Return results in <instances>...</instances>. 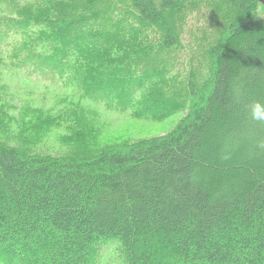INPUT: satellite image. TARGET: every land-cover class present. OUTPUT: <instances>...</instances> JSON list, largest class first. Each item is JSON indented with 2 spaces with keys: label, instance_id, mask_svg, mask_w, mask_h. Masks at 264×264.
I'll list each match as a JSON object with an SVG mask.
<instances>
[{
  "label": "trees",
  "instance_id": "trees-1",
  "mask_svg": "<svg viewBox=\"0 0 264 264\" xmlns=\"http://www.w3.org/2000/svg\"><path fill=\"white\" fill-rule=\"evenodd\" d=\"M186 1H0L4 64L70 101L11 115L0 95V130L17 127L0 138V264H103L112 246L118 264H264V120L249 108L264 103V6L220 0L205 75L174 88L170 12ZM85 100L153 122L186 111L163 134L98 145ZM51 137L78 149L33 148Z\"/></svg>",
  "mask_w": 264,
  "mask_h": 264
},
{
  "label": "rangeland",
  "instance_id": "rangeland-1",
  "mask_svg": "<svg viewBox=\"0 0 264 264\" xmlns=\"http://www.w3.org/2000/svg\"><path fill=\"white\" fill-rule=\"evenodd\" d=\"M2 4L10 6L9 0H5ZM222 9L225 10L220 0H188L170 12L180 44L166 56L169 61L168 68L172 72L165 78L174 79L173 82L169 80L174 88L181 87L180 81H184L189 73H193L195 77L205 75L209 49L219 41L225 24L226 17L221 13ZM146 33L153 41L160 37V33H152L150 30ZM2 57L0 49V95L3 96L2 101L6 100L10 106L7 112L11 115H17V107L23 104L31 108L37 106L60 108L70 102L65 95L68 93V88H65L61 82L46 79L45 76L30 69L9 68L4 64L5 60ZM62 97H65L64 100ZM84 105L90 111L89 117L104 126V136L98 141V145L105 142L112 143L115 137L120 141H132L146 135L163 134L169 131L186 111H178L162 122H153L131 116L129 108L124 112H118L107 109L102 102L100 104L87 102ZM7 126V128L4 126V131L0 130V138L12 136L16 132L15 124ZM55 139L51 137L47 142L32 146L38 152L49 153H66L78 149L66 144H57ZM11 143L20 144L17 140H11ZM114 249L115 246L106 248L102 254L103 264H118Z\"/></svg>",
  "mask_w": 264,
  "mask_h": 264
},
{
  "label": "clouds",
  "instance_id": "clouds-1",
  "mask_svg": "<svg viewBox=\"0 0 264 264\" xmlns=\"http://www.w3.org/2000/svg\"><path fill=\"white\" fill-rule=\"evenodd\" d=\"M250 111H251V117L254 120L260 121L264 120V103L260 101H253L249 105Z\"/></svg>",
  "mask_w": 264,
  "mask_h": 264
},
{
  "label": "water",
  "instance_id": "water-1",
  "mask_svg": "<svg viewBox=\"0 0 264 264\" xmlns=\"http://www.w3.org/2000/svg\"><path fill=\"white\" fill-rule=\"evenodd\" d=\"M264 6V0H256Z\"/></svg>",
  "mask_w": 264,
  "mask_h": 264
}]
</instances>
